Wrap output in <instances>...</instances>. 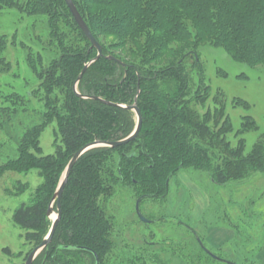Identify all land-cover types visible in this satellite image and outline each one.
<instances>
[{
    "label": "trees",
    "instance_id": "trees-1",
    "mask_svg": "<svg viewBox=\"0 0 264 264\" xmlns=\"http://www.w3.org/2000/svg\"><path fill=\"white\" fill-rule=\"evenodd\" d=\"M72 1L103 53L78 81V93L87 98L78 96L73 86L97 50L65 1L0 0V9L13 7L46 18L45 45L53 54L47 62L41 53L28 51L26 63L37 83L25 95L2 96L0 115L5 112L8 119L32 100L41 105L39 121L22 131L16 157L0 165V179L30 172L41 179L34 188L15 181L11 194L28 193V198L14 209L11 220L33 247L38 245L50 228L46 211L72 155L95 140L122 139L134 127L131 110L107 102H136L142 115L137 137L114 148H92L76 161L54 235L32 264H146L150 257L145 248L130 256L115 254L105 204L116 187H131L142 200L165 199L181 170L204 172L217 185L264 172V142H256L246 154L231 149L220 130L198 117L195 106L209 91L202 85V47L221 48L234 61L264 68V0ZM6 43L8 37L0 35L4 69L9 67L1 55ZM188 59L195 70L194 86ZM51 124L55 150L43 155L40 138ZM220 147L224 154L216 149ZM28 254L13 264H24Z\"/></svg>",
    "mask_w": 264,
    "mask_h": 264
},
{
    "label": "rangeland",
    "instance_id": "rangeland-1",
    "mask_svg": "<svg viewBox=\"0 0 264 264\" xmlns=\"http://www.w3.org/2000/svg\"><path fill=\"white\" fill-rule=\"evenodd\" d=\"M45 20L18 8L0 9V35L8 37L1 55L9 61L8 69L0 66V106L2 96L10 92L25 95L37 83L26 63L28 51L41 53L47 62L52 58L45 45ZM199 55L202 85L209 91L205 101L195 105L198 117L220 130L231 149L246 154L256 142H264V68L234 61L217 47H202ZM186 61L194 86L197 79L195 70L191 71L192 59ZM40 109L39 102L32 100L25 111L19 110L10 119L1 113L0 165L16 157L22 131L39 121ZM53 128L51 124L41 135L43 155L55 150ZM216 149L224 154L222 147ZM17 180L32 188L41 181L36 172L9 173L0 179V264L23 262L33 247L11 220L14 209L28 198V193L11 194ZM137 198L131 187H116L105 204L113 222L116 256H130L145 248L150 257L146 264H228L209 256L193 233L179 224L182 221L220 258L235 264H264L258 257L264 248V172L217 185L204 172L181 170L170 181L165 199L140 202L148 223L138 219ZM227 232L231 238L225 240Z\"/></svg>",
    "mask_w": 264,
    "mask_h": 264
},
{
    "label": "water",
    "instance_id": "water-1",
    "mask_svg": "<svg viewBox=\"0 0 264 264\" xmlns=\"http://www.w3.org/2000/svg\"><path fill=\"white\" fill-rule=\"evenodd\" d=\"M67 7L69 8L74 20L76 21L77 25L79 26V28L82 30V32L85 34L86 38L89 40V42L91 43V46L94 47L97 50V55L95 56V58L91 59L90 61H88L82 68L80 74L78 75L75 83H74V91L75 93L80 96V97H84L87 98L88 96H82L78 93L77 91V84L78 81L81 79L83 73L85 72L86 68L96 59H98L99 57H101L103 55L102 53V48L100 43L95 39L94 35L92 34V32L90 31L88 25L86 24V22L84 21V19L82 18V16L80 15V13L78 12V10L76 9L74 3L72 0H64ZM108 59L110 60H114L118 63H120L122 66H125L126 64L124 62H122L121 60H119L118 58L112 56V55H108L107 56ZM90 98H94V99H98L100 101L101 100L99 97H94L91 96ZM108 104L111 105H116V106H121L127 109H131L132 111L135 112V116H136V123L135 126L133 128V130L131 131V133L126 136L123 139L120 140H116V141H100V140H95L92 142H89L87 144H85L84 146H82L80 149H78L73 156L71 157V159L69 160V162L67 163L62 176L58 182L57 188L52 196V199L48 205L47 211H46V216L51 220V225L50 228L47 232V234L44 236L43 240L36 246L33 247V249L29 252L25 263L24 264H32L34 259L37 257V255L43 250V248H45L51 241L54 232L56 230V227L59 223L60 220V213H61V206H60V200L64 191V188L66 186V183L68 181V177L70 175L71 169L73 168L74 164L76 163V161L78 160V158L85 153L86 151L95 148V147H110V148H114V147H118L121 146L123 144H126L130 141H132L133 139H135V137L137 136V134L139 133L140 129H141V125H142V115L141 112L139 110V108L136 105V102H134V104L132 105H120V104H116V103H110L107 102ZM139 199L136 201V212L137 215L139 217V219L145 223L148 222V219H146L140 212L139 210ZM54 205H55V209H54ZM52 214H55L54 216H52ZM197 240L200 244V246L214 259L218 260V261H223V262H227L228 264H235L233 262L230 261H226L220 257H218L217 255L213 254L211 251H209L203 244L202 242L199 240V238L197 237ZM96 260H98V257L95 256Z\"/></svg>",
    "mask_w": 264,
    "mask_h": 264
},
{
    "label": "flooded vegetation",
    "instance_id": "flooded-vegetation-1",
    "mask_svg": "<svg viewBox=\"0 0 264 264\" xmlns=\"http://www.w3.org/2000/svg\"><path fill=\"white\" fill-rule=\"evenodd\" d=\"M133 104H134V103H133ZM131 105H132V104H131ZM136 105H137V104H136ZM126 106H127V105H126ZM120 107H121V106H120ZM137 107H138V106H137ZM123 108H124V107H123ZM129 110H131V109H129ZM131 111H132V110H131ZM132 112H133L134 115H135V112H134V111H132ZM135 123H136V116H135ZM134 126H135V124H134ZM141 126H142V125H141ZM133 128H134V127H133ZM132 130H133V129H132ZM132 130H131V131H132ZM139 132H140V131H139ZM130 133H131V132H130ZM130 133H129V134H130ZM129 134H128V135H129ZM128 135H127V136H128ZM137 135H138V134H137ZM125 137H126V136H125ZM125 137H124V138H125ZM136 137H137V136H136ZM136 137H135V138H136ZM122 139H123V138H122ZM119 140H120V139H119ZM133 140H134V139H133ZM133 140H132V141H133ZM115 141H116V140H115ZM130 142H131V141H130ZM128 143H129V142H128ZM126 144H127V143H126ZM123 145H124V144H123ZM83 154H84V153H83ZM83 154H82V155H83ZM82 155H81V156H82ZM72 156H73V155H72ZM81 156H80V157H81ZM80 157H79V158H80ZM79 158H78V159H79ZM70 159H71V158H70ZM71 170H72V169H71ZM167 183H168V180L166 181V184H167ZM180 186H181V185H180ZM184 187H185V186H184ZM182 188H183V187H182ZM143 198H144V196H139V197L136 199V201L139 199V200H140V201H139V204H140V202L142 201ZM135 205H136V203H135ZM54 209H55V205H54ZM55 210H56V209H55ZM135 210H136V208H135ZM139 210H140V207H139ZM140 212H141V211H140ZM136 213H137V212H136ZM141 214H142V213H141ZM142 215H143V214H142ZM143 216H144V215H143ZM138 219H139V218H138ZM139 220H140V219H139ZM140 221H141V220H140ZM149 221H150V220H148V222H149ZM141 222H143V221H141ZM148 222H147V223H148ZM143 223H145V222H143ZM179 224H180L181 226H184V227H185L186 229H188L190 232H192L193 235L195 236L194 238H195L196 241L198 242V240H197L198 235H197L196 232H194L192 229H189V228L191 227L190 225L184 224V222H182V221H181ZM187 227H188V228H187ZM200 240H201V239H200ZM198 244H199V242H198ZM199 245H200V244H199ZM200 247H201V246H200ZM201 248H202V247H201ZM202 249H203V248H202ZM203 250H204V249H203ZM204 251H205V250H204ZM209 251H210V250H209ZM205 252H206V251H205ZM211 252H212V251H211ZM206 253H207V252H206ZM212 253L214 254V252H212ZM207 254H208V253H207ZM208 255H209V254H208ZM209 256H210V255H209ZM218 257H219V256H218ZM213 259H214V258H213Z\"/></svg>",
    "mask_w": 264,
    "mask_h": 264
},
{
    "label": "crops",
    "instance_id": "crops-1",
    "mask_svg": "<svg viewBox=\"0 0 264 264\" xmlns=\"http://www.w3.org/2000/svg\"><path fill=\"white\" fill-rule=\"evenodd\" d=\"M230 238H231V233L227 232L226 236L223 239L227 240V239H230ZM258 257L260 258L262 263H264V248L260 251V253L258 254Z\"/></svg>",
    "mask_w": 264,
    "mask_h": 264
},
{
    "label": "bare ground",
    "instance_id": "bare-ground-1",
    "mask_svg": "<svg viewBox=\"0 0 264 264\" xmlns=\"http://www.w3.org/2000/svg\"><path fill=\"white\" fill-rule=\"evenodd\" d=\"M55 214H52V216H54Z\"/></svg>",
    "mask_w": 264,
    "mask_h": 264
}]
</instances>
